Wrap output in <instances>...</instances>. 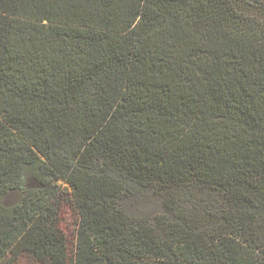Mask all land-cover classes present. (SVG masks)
Returning a JSON list of instances; mask_svg holds the SVG:
<instances>
[{"label":"trees","instance_id":"1","mask_svg":"<svg viewBox=\"0 0 264 264\" xmlns=\"http://www.w3.org/2000/svg\"><path fill=\"white\" fill-rule=\"evenodd\" d=\"M25 263L264 264V0H0V264Z\"/></svg>","mask_w":264,"mask_h":264},{"label":"rangeland","instance_id":"2","mask_svg":"<svg viewBox=\"0 0 264 264\" xmlns=\"http://www.w3.org/2000/svg\"><path fill=\"white\" fill-rule=\"evenodd\" d=\"M63 187H66V185H62ZM189 194L193 196H189ZM195 192H180L179 193V208H186L189 210L194 211L195 209H199L200 207L209 204V196L205 194H196ZM145 198H140L138 201H136V204L132 207H128V211L131 214L135 215H149V214H155L156 212H160L161 206H160V199L156 196H152L150 193H147L145 195ZM64 227H66V234L67 237L72 239V234L74 232L75 223L74 218L68 217L66 219V226L64 224ZM25 264H31V263H25Z\"/></svg>","mask_w":264,"mask_h":264}]
</instances>
